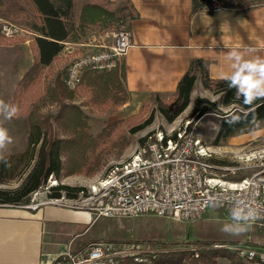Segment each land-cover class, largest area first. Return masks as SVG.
I'll use <instances>...</instances> for the list:
<instances>
[{"label": "rangeland", "instance_id": "obj_1", "mask_svg": "<svg viewBox=\"0 0 264 264\" xmlns=\"http://www.w3.org/2000/svg\"><path fill=\"white\" fill-rule=\"evenodd\" d=\"M91 1L77 0V26L79 24L80 11H82L84 5ZM222 1L227 7L232 4L227 2V0ZM263 1L245 0L243 1V6L260 5ZM93 2L95 1L93 0ZM101 3L113 9V11L127 8L124 15H128L131 11L129 4L125 2L117 5H109L106 1ZM4 21L19 24L31 31H33L31 29L32 24L38 22L16 0H4V5L0 6V25ZM118 29L117 25L109 29L94 27L87 30L85 37L78 42H86L91 31L112 32ZM33 32L38 34L35 31ZM29 37L31 41L27 43L26 38H17L9 41L0 34V100L4 101L5 104L14 105L18 109L17 114L11 119H5V115H0V126L7 129L13 140L3 153L4 157L20 154L27 150L30 134L29 119L32 113H38L39 117L55 127V134L59 138H66L67 136L55 122V118L59 114L63 103L81 107L88 123V133L94 138L102 136L106 130H112V135H106L107 137L103 140V145L98 152L102 156L101 168L94 175L90 176L84 172L72 176L63 174L60 180L51 177L48 184L39 192L50 193L52 187L64 185L85 189L86 195H83V198H85L89 193H92L93 187H99V183L112 167L125 162L136 151L145 146V138L149 133L175 127L181 121L188 119L194 122L199 121L197 126L198 135L212 151H215L214 163L220 167L234 169L229 175L231 181L239 182L247 178L256 177V179L261 180L264 186V124L258 130L238 134L222 142L221 145L215 146L216 133L220 125L219 115L212 114L199 120L196 117H192L194 105L198 98H205L212 102L220 99V95H216L213 91L205 88L201 74H199L201 79L196 86L188 109L174 123H169L161 114L160 103L171 102L175 96H153L151 99L139 101L142 104L139 105L138 103V105H132L127 109L123 108L126 103L119 106H115L112 103L108 105H92V91L85 84H82L76 92L60 93L62 99H64L63 102L56 101L51 89L56 88L59 79L64 84L63 80L68 65L75 55L67 54L65 58H58L54 64L52 63L49 67L42 69L40 74L30 79L25 85H22L24 77L35 65L39 55L36 37ZM68 95L72 99H65ZM130 100L131 97L127 102ZM230 110L232 109H221L223 113H227ZM7 111L9 109H5V114ZM151 117L153 122L144 127ZM111 126L113 129L110 130L109 127ZM26 176L27 173L22 174L8 185L0 186V188L16 190L23 183ZM63 197L68 199L65 194ZM111 223L116 228H120V237H117L119 235H114L111 231L107 235H101L104 240L113 241L120 238V241L114 243L147 244L151 249L161 251L159 252L158 261L162 258H160L162 254L167 253L180 252V255H182L183 253L191 252L196 254L201 251L200 245L197 244L198 242L228 244V246L216 247L225 248L227 251H229L228 247L235 245V243L264 250V226L242 224L247 229L243 234L239 236L228 235L222 232L221 228L226 224H235L236 221L232 219L231 214L226 209L217 204L211 205L202 219L195 223L178 224L170 219L153 216L135 219H115ZM102 225L105 226L106 224ZM98 229L99 227L95 229L94 233L98 232ZM229 253L231 254V252ZM229 257H220L217 261L219 264H231ZM188 258L190 257L177 258L174 261L171 260L170 264H188ZM242 260L245 264H264L259 261L249 262L245 259ZM166 262H169L168 259ZM126 264H133V262L127 261Z\"/></svg>", "mask_w": 264, "mask_h": 264}, {"label": "built area", "instance_id": "obj_2", "mask_svg": "<svg viewBox=\"0 0 264 264\" xmlns=\"http://www.w3.org/2000/svg\"><path fill=\"white\" fill-rule=\"evenodd\" d=\"M202 10L222 11L220 0H205ZM0 34L6 40L38 37L25 27L4 21ZM72 57L64 77L65 87L76 92L85 75L107 74L120 69L134 46V34L128 25L112 32L91 31L86 42H66ZM64 43V45L66 44ZM66 46V45H65ZM68 54V55H69ZM199 121H181L175 127L149 133L145 146L128 160L111 168L92 193L82 192L77 199L50 198L36 192L24 206L37 211L46 206L85 210L96 219H135L144 216L195 223L208 208L217 204L232 216L233 211L257 210L264 216V186L261 180L247 178L233 182L234 169L214 163L216 156L198 135ZM243 225L264 226V218ZM246 261L264 263V250L233 245L228 247ZM159 252L141 243L96 242L77 251H69L54 264H154ZM165 253V252H163Z\"/></svg>", "mask_w": 264, "mask_h": 264}, {"label": "trees", "instance_id": "obj_3", "mask_svg": "<svg viewBox=\"0 0 264 264\" xmlns=\"http://www.w3.org/2000/svg\"><path fill=\"white\" fill-rule=\"evenodd\" d=\"M16 1L38 20L37 23L32 24L31 29L38 33L35 40L39 55L35 65L24 77L22 85L40 74L42 69L49 67L64 50V43L80 41L85 37L87 30L94 27L103 29L113 28L116 25L118 28L126 25L131 27V21L136 17L129 2L127 4L131 11L128 15H124L127 8L113 11L103 3L92 1V3L84 5L77 26V0ZM229 1L236 3L231 4L234 8L236 5L240 7L243 5L242 0ZM107 3L114 5L110 2ZM206 4L205 0H194V11L201 10ZM3 5L4 0H0V6ZM199 74L203 77L205 88L220 95V99L212 102L205 98H198L192 117L199 120L212 114L219 115L220 125L214 142L215 146L221 145L222 142L238 134L258 130L264 124V98H259L251 104H245L243 98L237 96L236 89L231 88L227 80L210 79L207 65L203 61L192 63L191 69L180 81L175 98L171 102L160 103V112L169 123H174L188 109ZM124 77V69L107 74H86L83 84L92 91L93 103L91 104L108 105L112 103L119 106L127 103L130 96L123 85ZM68 91L60 79L56 88L51 89L55 100L62 102L64 99L60 93L67 94ZM65 99H72V97L68 95ZM222 108L232 110L223 113ZM29 121L28 148L23 153L6 157V163L0 162V186L8 185L22 174L27 173V176L16 190L0 188V207L28 205L32 195L43 189L51 177L60 180L63 174L72 176L84 172L90 176L94 175L101 168L102 156L98 152L103 145V140L107 137L106 135H112L111 129H113L111 126L109 127L111 131L106 130L102 136L94 138L88 133V123L81 107L66 103L61 105L60 112L55 118L56 124L67 136L66 138H59L55 134V127L39 117L38 113H32ZM152 122L153 118L151 117L144 127ZM82 192L86 193V190L58 185L50 189V196H48L60 199L65 194L68 199H77ZM197 244L200 245L201 251L196 254L191 252L182 255L180 252L162 254L160 256L162 258L159 261L156 260L155 263L170 264L177 258L188 256L190 257L188 264H219L217 260L220 257L228 258L230 256L231 264H245L237 252L216 248L228 246V244L215 242H198ZM235 245H239V243ZM227 254L229 255L227 256ZM167 259L169 262H166Z\"/></svg>", "mask_w": 264, "mask_h": 264}, {"label": "crops", "instance_id": "obj_4", "mask_svg": "<svg viewBox=\"0 0 264 264\" xmlns=\"http://www.w3.org/2000/svg\"><path fill=\"white\" fill-rule=\"evenodd\" d=\"M94 1L114 5L129 2L136 14L131 21L134 46L120 68L124 69L123 85L131 97L124 109L153 96L174 97L195 61H203L210 79L219 81L234 71L235 61L228 58L229 52L236 51L244 60L264 58V1L236 8L229 4L218 12H195L194 0ZM65 45L53 64L69 54ZM111 221L96 219L89 211L57 206L37 211L0 207V264H54L69 251L77 252L91 243L118 242L120 238L108 241L101 237L111 231L120 237V228Z\"/></svg>", "mask_w": 264, "mask_h": 264}, {"label": "clouds", "instance_id": "obj_5", "mask_svg": "<svg viewBox=\"0 0 264 264\" xmlns=\"http://www.w3.org/2000/svg\"><path fill=\"white\" fill-rule=\"evenodd\" d=\"M228 58L235 61L232 64L234 71L223 78L229 82L231 88L236 89L237 96L242 97L245 104H251L259 98H264V58L244 60L236 51L229 52ZM5 109H9L6 114ZM17 111L16 106L5 104L0 100V115H5V119H11ZM12 142L7 129L0 126V162H7L3 153ZM258 218H264V216L257 210L233 211L232 219L236 223L224 225L221 231L231 236H239L247 230L242 224Z\"/></svg>", "mask_w": 264, "mask_h": 264}]
</instances>
